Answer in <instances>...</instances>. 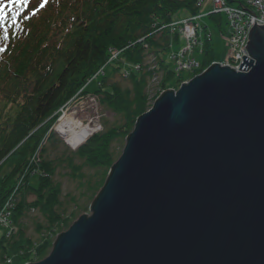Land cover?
I'll return each instance as SVG.
<instances>
[{"label":"water","instance_id":"1","mask_svg":"<svg viewBox=\"0 0 264 264\" xmlns=\"http://www.w3.org/2000/svg\"><path fill=\"white\" fill-rule=\"evenodd\" d=\"M134 124L89 215L32 264H264V26Z\"/></svg>","mask_w":264,"mask_h":264},{"label":"trees","instance_id":"2","mask_svg":"<svg viewBox=\"0 0 264 264\" xmlns=\"http://www.w3.org/2000/svg\"><path fill=\"white\" fill-rule=\"evenodd\" d=\"M196 2L15 0L12 13L5 9L6 16L0 19V168L7 161H12V168L0 179V209L12 205L8 214L18 232L0 239V264L8 258L4 243L16 247L21 263L44 259L51 247L49 237L67 230L94 201L135 122L147 111L151 80L158 78L154 93L175 90L213 62L208 44L195 74L177 72L169 62L177 43L169 25L179 12L196 15ZM208 18L217 24L222 20ZM112 52L118 56L106 65L109 73L99 77L93 94L117 116L118 124L107 128L105 122L103 131L75 152L47 158L48 148L59 142L51 131L58 111ZM117 76L128 86L107 84ZM119 140L123 147L116 156L113 143ZM62 165L78 190V197L70 196L67 204L61 202V185L55 180ZM35 175L37 185L31 187L29 181ZM20 178L22 185L17 186ZM31 197L34 200L29 202ZM30 211L43 219L35 227L39 243L25 235L23 220Z\"/></svg>","mask_w":264,"mask_h":264},{"label":"rangeland","instance_id":"3","mask_svg":"<svg viewBox=\"0 0 264 264\" xmlns=\"http://www.w3.org/2000/svg\"><path fill=\"white\" fill-rule=\"evenodd\" d=\"M238 3H239V0H237V2H235V3H233L232 6H238L239 5ZM187 16H189L188 13L182 11V12H179L176 15H174L173 20L178 21V20H181ZM223 21H225L224 18H223ZM198 24L200 25L201 28H204V27L206 28L205 29L206 31L204 30L205 32L202 34V38L205 37L206 32L211 33L210 46H211L212 54H213V62L211 65L218 64V65L226 66V64H228L232 67H236V64L233 63L231 60H229L230 58H228V56H227V45H226L225 41L222 39V34L224 35V34L228 33L227 26L222 22L221 30H219L216 23L212 22L211 20H209V18H206V17L199 20ZM184 47H185V40H184L183 36L180 35L179 39H178V45H176L174 47V50L176 51L179 49H183ZM196 57L200 61L201 56L196 55ZM105 71H106V73H109V68H107ZM197 71L198 70H193V71L189 72V74H195ZM177 72H179V71H177ZM197 75H199V74H197ZM197 75H195L194 77H196ZM184 76L186 77L187 75L184 74ZM97 79L98 78L92 79L93 82H90V83H89V80L87 81L88 85L85 88V91L88 94L86 93V95L83 96L82 98H75L73 101L69 102L67 105H65L63 108H61L58 111L59 116L56 119V121L54 122V124L52 125L51 131L55 135L56 139L59 142L55 145V147H52V148L49 147L48 148L47 154H46L47 158L54 159V158L61 156V155L66 156V155H68L69 152H75L77 150V149L72 150L65 143V141L63 139H61L55 132V127L58 124V121L60 120V118L64 115H68L69 113H71L73 109H77L78 114H79L78 116L86 114V113L89 114L91 117L92 116L93 117L98 116V123L100 126L99 132L103 131L104 128L102 127L101 124H104L105 122L107 123L106 124L107 128L118 124L117 116H115L113 112H111V111L107 110L105 107L101 106L98 98L95 97L93 94L97 90V83L100 81V78L98 80ZM157 82H158V78L156 77L149 82V87H147V91H148V94L150 97H149V103H148V107H147L146 112H148L151 109L152 105L154 104V102L157 100V98L161 94H163L165 91L174 90V89H167V90H160V91L157 90L156 93H154ZM113 83L116 85L124 86V87L128 86V82L125 81L124 78H122L120 76H117L114 79H110L107 82L108 85L113 84ZM183 83H185V82H182V84ZM178 88L175 89L174 92H176L178 90ZM122 147H123V140H122V142H121V140H119V141H116L113 143V149L112 150L114 151L116 156H118L120 154ZM11 168H12V161H7L6 163H4L2 165V167L0 168V179L9 173L11 171ZM69 174H70L69 170L67 168H65V165H62L57 170V173L55 176L56 182L60 183V185H61L62 193H61L60 200L63 204L69 203L70 196H74L76 198L78 197L77 186L73 181L70 180V178L68 177ZM37 181H38L37 175L32 176L30 178L29 185L31 187H36ZM33 200H34L33 197L28 199L29 202H32ZM89 206L90 205L87 206V209L85 211L82 210L79 213V215L80 216H83L85 214L89 215ZM76 220H77V218L73 222H75ZM42 222H43V219L38 215V213L36 211L28 212V215L25 216V219L23 220V224H24L25 229H26L25 230L26 237L31 238L32 240H34V242L39 243L38 242L39 241V235L36 234L35 227H36L37 223L40 224ZM13 227H14V229H16L15 226H13ZM65 231L66 230H61L60 233L57 232L56 234H53L49 237L51 247L48 249V254L51 251L52 244H53L55 238L59 234L65 232ZM16 233H17L16 230H14L12 235H16ZM4 236H6V232H5L4 228L2 226H0V239ZM3 246L6 248L7 257L12 260V264H25V263H21L22 258H21V256H19L17 254V251L15 250L16 249L15 246L10 247V245L8 243H4ZM34 263H36V261Z\"/></svg>","mask_w":264,"mask_h":264},{"label":"built area","instance_id":"4","mask_svg":"<svg viewBox=\"0 0 264 264\" xmlns=\"http://www.w3.org/2000/svg\"><path fill=\"white\" fill-rule=\"evenodd\" d=\"M242 7H234L229 5L226 0H198L197 7L204 6L206 3H211L212 9H209V14L224 15L226 17L227 29L229 36L224 38L227 45V56L236 67L226 64L227 67L239 71L242 65V57L248 59L245 43L248 32L254 25L264 26V0H240ZM201 16H194L183 19L179 22H173L169 25L172 34L182 35L185 40V47L178 52L172 53L169 57L174 67L179 72H191L199 67L191 54H195L198 46L203 47L205 43L210 41V35L202 38L203 30L197 23ZM202 38V39H201ZM117 53L112 52L108 63L116 59ZM222 66V65H221ZM225 67V66H222ZM101 73V71H100ZM99 74V73H98ZM7 211V210H6ZM0 214V224L7 225V212ZM10 230L9 232H13ZM9 263L8 261L5 262Z\"/></svg>","mask_w":264,"mask_h":264},{"label":"bare ground","instance_id":"5","mask_svg":"<svg viewBox=\"0 0 264 264\" xmlns=\"http://www.w3.org/2000/svg\"><path fill=\"white\" fill-rule=\"evenodd\" d=\"M227 2V1H226ZM228 3V2H227ZM196 7H197V3H196ZM199 9L198 13L196 15H193L191 17L194 16H201V19L203 18H208V17H221L222 20L223 18L226 20V17L224 15H215V14H209V9H212V5L211 3H206L204 6L201 7H197ZM187 17H185L186 19ZM225 25L227 24L225 21H222ZM198 23V22H197ZM200 26V25H199ZM206 36L210 35V41L208 43H206V45H210L211 42V33L206 32L205 33ZM229 34H222V39L224 40L225 38H228ZM202 39V38H201ZM204 47H199L198 46V50L195 54H191V57H193L195 59V61L198 63L199 67L197 68V70L200 69V61L197 59L196 55L201 56L203 54V50ZM117 53V52H116ZM172 54V53H171ZM118 56V53H117ZM116 56V57H117ZM110 58V57H109ZM108 58V61H109ZM108 61H106L105 65L95 73L94 76L91 77V79H96L101 77L102 75H104L105 70L107 69L106 65H108ZM169 62L174 65L170 59ZM212 64V63H211ZM210 67V66H209ZM207 69V68H206ZM205 69V70H206ZM205 70H203L201 73H203ZM101 71V73H100ZM99 73V74H98ZM200 73V74H201ZM124 77L127 76V73L124 72L123 73ZM194 78V77H193ZM192 79V78H191ZM189 79V80H191ZM98 80V79H97ZM189 80H186L184 82H187ZM87 82L83 85V88L78 92V94L71 100L73 101L75 98H82L83 96H85L86 94H83L85 91V88L87 87ZM88 94V93H87ZM69 101V102H71ZM68 102V103H69ZM67 103V104H68ZM66 104V105H67ZM78 111L77 109H73L71 113H69L68 115H64L60 118V120L58 121V124L55 127V132L56 134L65 141V143L72 149V150H76L78 148H80L82 145L85 144V142H87L91 137H93L94 135L98 134L100 131V126L98 123V116L96 117H91L89 114H83L78 116ZM136 123V122H135ZM119 158V157H118ZM22 178H20V181L18 183L17 186L22 185ZM3 207V206H2ZM11 204L4 205V207L2 209H0V214H4V212L6 211L7 213H11ZM7 225H2L0 224V226H2L6 232V236L5 237H12L15 235H12L13 232H9L10 230H16V232H18V228L16 227V229H14V225L11 221V215L8 216L7 218ZM55 241V240H54ZM53 245V244H52ZM49 255V254H48ZM46 258V257H45ZM43 260V259H42ZM6 261H8L9 263L7 264H12V260L10 258H6ZM31 264V263H30Z\"/></svg>","mask_w":264,"mask_h":264},{"label":"snow or ice","instance_id":"6","mask_svg":"<svg viewBox=\"0 0 264 264\" xmlns=\"http://www.w3.org/2000/svg\"><path fill=\"white\" fill-rule=\"evenodd\" d=\"M13 3H15V0H13ZM41 7H43V5H41ZM3 9H0V13H2ZM2 15H0V19H2Z\"/></svg>","mask_w":264,"mask_h":264}]
</instances>
